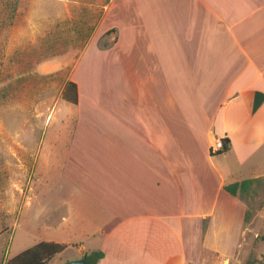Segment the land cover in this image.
Segmentation results:
<instances>
[{"label": "crops", "instance_id": "0c3cea01", "mask_svg": "<svg viewBox=\"0 0 264 264\" xmlns=\"http://www.w3.org/2000/svg\"><path fill=\"white\" fill-rule=\"evenodd\" d=\"M110 8L101 4L103 27L65 77L61 91L75 84L77 103L54 114L77 108L66 210L55 213L95 224L80 236L99 244L58 264L92 251L103 253L97 264H188L196 251L231 259L248 204L224 188L264 178V0H118V27L105 21ZM214 139L228 151L211 153ZM257 212L254 222L264 200Z\"/></svg>", "mask_w": 264, "mask_h": 264}, {"label": "rangeland", "instance_id": "374dc122", "mask_svg": "<svg viewBox=\"0 0 264 264\" xmlns=\"http://www.w3.org/2000/svg\"><path fill=\"white\" fill-rule=\"evenodd\" d=\"M106 1L111 8L105 21L118 27V0H55V12L52 0H0V264L42 241L67 245L49 264L80 257L81 247H98V239L80 236L95 224L74 214L61 222L55 213L68 199L62 168L77 108L65 103L54 114L65 102L68 71L103 27L96 24ZM107 44L102 36L98 46ZM43 66L53 71L43 72ZM261 188L244 198L250 219L239 252L228 259L196 251L188 264H264V219H253L263 204Z\"/></svg>", "mask_w": 264, "mask_h": 264}, {"label": "trees", "instance_id": "16d2710c", "mask_svg": "<svg viewBox=\"0 0 264 264\" xmlns=\"http://www.w3.org/2000/svg\"><path fill=\"white\" fill-rule=\"evenodd\" d=\"M62 99L70 104L77 103V88L75 84H66L62 92ZM229 144L230 141L228 139H224L223 148L219 153L228 151ZM254 186L258 188L262 187L264 192V178L244 180L242 182L230 184L224 189L230 195L244 199L251 196V193L254 191L252 190ZM249 219L250 215L247 210L245 222L247 223ZM262 239H264V237ZM65 248L66 245L63 244H56L52 242H39L34 246L22 251L13 258L7 260L5 264H47L52 258L64 251ZM102 257L103 253L101 251H92L85 253L82 256V259H85L88 264H97V262L102 259ZM245 264H251V261L246 262Z\"/></svg>", "mask_w": 264, "mask_h": 264}, {"label": "built area", "instance_id": "2783aa9c", "mask_svg": "<svg viewBox=\"0 0 264 264\" xmlns=\"http://www.w3.org/2000/svg\"><path fill=\"white\" fill-rule=\"evenodd\" d=\"M222 148H223V140L214 139L212 144H211L210 151H211V153L215 154V153L220 152L222 150Z\"/></svg>", "mask_w": 264, "mask_h": 264}, {"label": "water", "instance_id": "95a60500", "mask_svg": "<svg viewBox=\"0 0 264 264\" xmlns=\"http://www.w3.org/2000/svg\"><path fill=\"white\" fill-rule=\"evenodd\" d=\"M65 264H88V262L85 259H79L67 262Z\"/></svg>", "mask_w": 264, "mask_h": 264}]
</instances>
